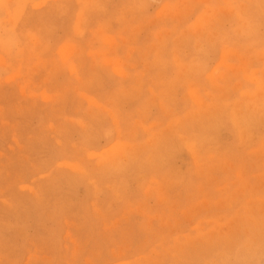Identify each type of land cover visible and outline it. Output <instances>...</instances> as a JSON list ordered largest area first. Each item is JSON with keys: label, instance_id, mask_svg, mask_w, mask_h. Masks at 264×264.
I'll return each mask as SVG.
<instances>
[{"label": "rangeland", "instance_id": "1", "mask_svg": "<svg viewBox=\"0 0 264 264\" xmlns=\"http://www.w3.org/2000/svg\"><path fill=\"white\" fill-rule=\"evenodd\" d=\"M261 85L264 0H0V264H264Z\"/></svg>", "mask_w": 264, "mask_h": 264}, {"label": "bare ground", "instance_id": "2", "mask_svg": "<svg viewBox=\"0 0 264 264\" xmlns=\"http://www.w3.org/2000/svg\"><path fill=\"white\" fill-rule=\"evenodd\" d=\"M201 53H202V51H201ZM182 68H183V67H182ZM198 69H199V68H198ZM184 74H185V73H184ZM253 77H255V76H253ZM255 78H257V77H255ZM255 81H256V80H255ZM261 86H262V85H261ZM262 87H264V86H262ZM195 99H196V98H195ZM257 113H259V111H258ZM238 119H239V118H238ZM254 119H255V118H254ZM236 122H237V121H236ZM236 122H235V123H236ZM245 122H246V121H245ZM235 123H234V124H235ZM247 125H249V124L247 123ZM242 133L244 134V131H242Z\"/></svg>", "mask_w": 264, "mask_h": 264}]
</instances>
